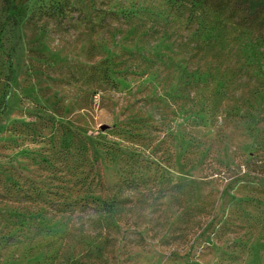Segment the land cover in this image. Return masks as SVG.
<instances>
[{"label": "rangeland", "instance_id": "1", "mask_svg": "<svg viewBox=\"0 0 264 264\" xmlns=\"http://www.w3.org/2000/svg\"><path fill=\"white\" fill-rule=\"evenodd\" d=\"M0 264H264V0H0Z\"/></svg>", "mask_w": 264, "mask_h": 264}, {"label": "trees", "instance_id": "2", "mask_svg": "<svg viewBox=\"0 0 264 264\" xmlns=\"http://www.w3.org/2000/svg\"><path fill=\"white\" fill-rule=\"evenodd\" d=\"M180 1V6H183L184 0H179Z\"/></svg>", "mask_w": 264, "mask_h": 264}]
</instances>
